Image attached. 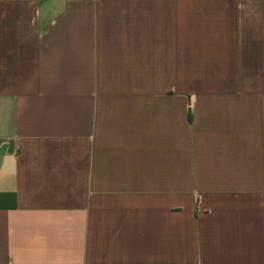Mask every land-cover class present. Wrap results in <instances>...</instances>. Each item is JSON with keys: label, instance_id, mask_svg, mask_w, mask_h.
<instances>
[{"label": "crops", "instance_id": "obj_1", "mask_svg": "<svg viewBox=\"0 0 264 264\" xmlns=\"http://www.w3.org/2000/svg\"><path fill=\"white\" fill-rule=\"evenodd\" d=\"M0 264H264V0H0Z\"/></svg>", "mask_w": 264, "mask_h": 264}]
</instances>
